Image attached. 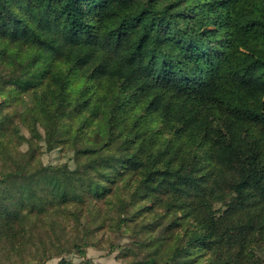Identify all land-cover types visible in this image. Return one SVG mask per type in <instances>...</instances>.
<instances>
[{"label":"trees","instance_id":"1","mask_svg":"<svg viewBox=\"0 0 264 264\" xmlns=\"http://www.w3.org/2000/svg\"><path fill=\"white\" fill-rule=\"evenodd\" d=\"M0 100V264H264V0H0Z\"/></svg>","mask_w":264,"mask_h":264},{"label":"rangeland","instance_id":"2","mask_svg":"<svg viewBox=\"0 0 264 264\" xmlns=\"http://www.w3.org/2000/svg\"><path fill=\"white\" fill-rule=\"evenodd\" d=\"M223 31V30H222ZM222 33L215 35L213 38L214 42H218ZM1 101V100H0ZM21 109V124L25 131L34 134L36 137H39V134L36 131V118L37 113L30 108L23 106L20 102L17 104ZM82 147V143L76 139V133L72 132V135L69 141L65 144V150L72 152L75 149ZM0 153H2L4 159L8 163H15L19 168H24L28 163L31 152L29 150L28 143L25 136H21L19 139H5L0 136ZM43 160L45 163L50 161L60 160V155L58 152L54 154L45 153L43 155ZM130 241V239L125 240L124 242ZM119 252L109 253V249L105 246L104 248L90 247L87 249L85 256L80 255H71L70 259L74 263H80L85 260L90 261L92 264H124V262L119 259ZM60 258L54 257L46 262V264H58Z\"/></svg>","mask_w":264,"mask_h":264}]
</instances>
